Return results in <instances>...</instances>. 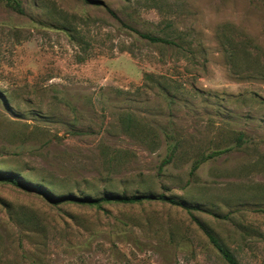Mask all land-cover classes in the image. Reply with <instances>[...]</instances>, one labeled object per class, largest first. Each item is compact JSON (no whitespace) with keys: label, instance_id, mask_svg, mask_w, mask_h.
Here are the masks:
<instances>
[{"label":"rangeland","instance_id":"1","mask_svg":"<svg viewBox=\"0 0 264 264\" xmlns=\"http://www.w3.org/2000/svg\"><path fill=\"white\" fill-rule=\"evenodd\" d=\"M20 2L0 0V264H226L181 207L40 191L176 197L264 264V0Z\"/></svg>","mask_w":264,"mask_h":264},{"label":"trees","instance_id":"2","mask_svg":"<svg viewBox=\"0 0 264 264\" xmlns=\"http://www.w3.org/2000/svg\"><path fill=\"white\" fill-rule=\"evenodd\" d=\"M5 1H6V4L15 12L20 13V14L24 12L20 0H5ZM141 37L152 43H160V44H167V45L175 44L172 40H169L166 38L154 37L148 34H141ZM220 154H221L220 152H212L208 155L203 156L199 160H197L192 166L191 174H194L203 163L215 158L216 156ZM171 158H172V154L171 155L169 154L167 159L163 161L161 168L169 164ZM3 181L13 183L16 186L21 187L23 189L27 188V186H25L23 183L16 180L13 175H9L8 177L4 178ZM40 193L43 194L45 198L50 202L60 203L63 201H72L78 204L95 207L97 209H103V206L106 204L136 205V204H141L145 201H148V202L158 201V202L168 203L174 206L181 207L182 209H184L190 215L193 216L196 224L204 232L209 242L218 251V253L220 254V256L222 257V259L224 260L226 264H240L236 256L220 241L217 235L193 215L192 211L199 210V209H197L193 205H189L185 201L177 199L176 197L167 196L165 194L149 196V195H144V194L128 195L127 193L111 192V193L104 194L100 198H93V197L81 198V197H75L73 195H65V196L56 197L53 195H48L44 191H40Z\"/></svg>","mask_w":264,"mask_h":264}]
</instances>
